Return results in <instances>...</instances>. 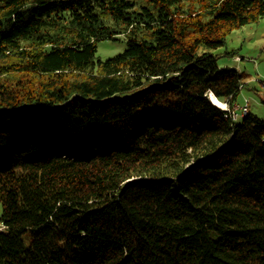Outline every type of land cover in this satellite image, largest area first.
I'll return each instance as SVG.
<instances>
[{"label":"trees","instance_id":"16d2710c","mask_svg":"<svg viewBox=\"0 0 264 264\" xmlns=\"http://www.w3.org/2000/svg\"><path fill=\"white\" fill-rule=\"evenodd\" d=\"M263 17L0 0V264H264V119H231L247 76L211 52Z\"/></svg>","mask_w":264,"mask_h":264},{"label":"rangeland","instance_id":"374dc122","mask_svg":"<svg viewBox=\"0 0 264 264\" xmlns=\"http://www.w3.org/2000/svg\"><path fill=\"white\" fill-rule=\"evenodd\" d=\"M118 39L99 41L96 58L104 61L123 52L125 37L120 35ZM211 52L218 57L219 68L228 67L247 76L232 111L243 113L242 107L247 103L250 113L264 119V17L233 30L227 35L225 45ZM221 103L224 104L221 108L227 109L226 103ZM241 119L240 116L238 122Z\"/></svg>","mask_w":264,"mask_h":264},{"label":"bare ground","instance_id":"6f19581e","mask_svg":"<svg viewBox=\"0 0 264 264\" xmlns=\"http://www.w3.org/2000/svg\"><path fill=\"white\" fill-rule=\"evenodd\" d=\"M211 97V101L213 102L214 105L218 106V107H224V104H222L221 102H219L212 94H210ZM227 110V109H224ZM245 114H247V112H243L240 114V116H244ZM231 115V113H230ZM240 116H236V120L240 117Z\"/></svg>","mask_w":264,"mask_h":264},{"label":"built area","instance_id":"2783aa9c","mask_svg":"<svg viewBox=\"0 0 264 264\" xmlns=\"http://www.w3.org/2000/svg\"><path fill=\"white\" fill-rule=\"evenodd\" d=\"M242 111L243 112H248V104L246 103L243 107H242ZM231 113V119L236 121V116H240V114L237 112V110H233V111H230Z\"/></svg>","mask_w":264,"mask_h":264}]
</instances>
